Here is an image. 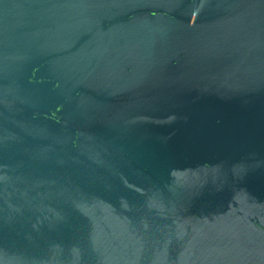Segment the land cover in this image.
Listing matches in <instances>:
<instances>
[{"label": "water", "instance_id": "1", "mask_svg": "<svg viewBox=\"0 0 264 264\" xmlns=\"http://www.w3.org/2000/svg\"><path fill=\"white\" fill-rule=\"evenodd\" d=\"M0 264H264V0H0Z\"/></svg>", "mask_w": 264, "mask_h": 264}]
</instances>
